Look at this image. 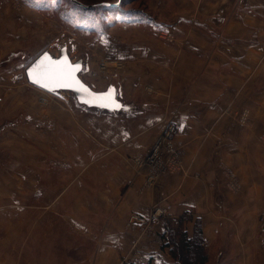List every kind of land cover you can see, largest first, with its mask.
Listing matches in <instances>:
<instances>
[{
	"label": "rangeland",
	"instance_id": "374dc122",
	"mask_svg": "<svg viewBox=\"0 0 264 264\" xmlns=\"http://www.w3.org/2000/svg\"><path fill=\"white\" fill-rule=\"evenodd\" d=\"M76 1L85 7L73 0H0V264H99L113 212L101 209L97 192L114 148L149 172L133 163L163 123L161 101L151 100L146 80L127 81L125 67L143 62L147 49L170 54L168 26L177 10L171 2L157 8L146 0ZM110 3L117 7H104ZM61 46L83 60L84 82L94 90L115 84L130 109L88 108L71 91L30 84L27 65L42 51L59 54ZM263 211L256 225L264 239Z\"/></svg>",
	"mask_w": 264,
	"mask_h": 264
},
{
	"label": "crops",
	"instance_id": "0c3cea01",
	"mask_svg": "<svg viewBox=\"0 0 264 264\" xmlns=\"http://www.w3.org/2000/svg\"><path fill=\"white\" fill-rule=\"evenodd\" d=\"M146 1L157 8L171 2L177 10L168 26L170 54L147 49L143 62H128L126 80L138 77L154 89L163 123L151 144L173 122L181 164L147 184L146 174L114 148V164L97 192L101 209L113 212L99 264L148 256L152 264H179L169 231L182 215L187 238L200 225L204 264H264L256 225L264 208V0ZM157 203L168 214L150 233L127 225L130 213L147 215Z\"/></svg>",
	"mask_w": 264,
	"mask_h": 264
},
{
	"label": "built area",
	"instance_id": "2783aa9c",
	"mask_svg": "<svg viewBox=\"0 0 264 264\" xmlns=\"http://www.w3.org/2000/svg\"><path fill=\"white\" fill-rule=\"evenodd\" d=\"M101 68L105 67L104 62H100ZM247 112L241 114V122H244ZM139 166H146L149 172L145 177L147 184L154 183L157 179L166 173L174 171L181 164V152L179 145L175 140V125L169 122L162 133L153 141L149 149L143 155L135 159ZM230 185L234 186V180L230 177ZM168 214L167 208L162 204H155L147 215H140L137 213H130L127 216V225L130 228H140L144 233H150L153 230V225ZM260 232L264 234V211L260 215ZM167 232H163L161 240H166ZM149 257V258H148ZM146 258H129L123 260V264H152L151 257Z\"/></svg>",
	"mask_w": 264,
	"mask_h": 264
},
{
	"label": "water",
	"instance_id": "95a60500",
	"mask_svg": "<svg viewBox=\"0 0 264 264\" xmlns=\"http://www.w3.org/2000/svg\"><path fill=\"white\" fill-rule=\"evenodd\" d=\"M45 54H47L49 57H51L52 60H61V59H67L68 62L72 65V66H79V70L75 72V79L76 81H78V84H74L73 87L71 88H64V87H55L54 85L52 87H55L54 91H50L47 88L41 87L39 84L37 83H33L32 79L29 78V72L32 71V69L35 68V66L40 62V60L45 56ZM83 67V60L82 59H76V60H72L70 55H69V51L68 48L66 46H61L59 49V54L55 55L53 54L51 51H42L37 57H35L25 68V76L27 81L44 90L47 92H51L54 93L56 91H60V90H68L71 91L76 100L88 107V108H98V109H102V110H106V111H128L130 109L129 105L122 103L119 98H118V87L114 84H109L107 85L106 88H104L103 90H94L92 89L86 82H84L80 76L79 73L81 71ZM86 90V91H85ZM112 92V96L111 99L109 101H107V103H109L108 107H101L99 106L101 103H104L105 101H95L93 102L92 97H99V96H103L108 94L109 92ZM89 101L88 103H85V101ZM117 105H119V107H117Z\"/></svg>",
	"mask_w": 264,
	"mask_h": 264
},
{
	"label": "snow or ice",
	"instance_id": "6c2138e0",
	"mask_svg": "<svg viewBox=\"0 0 264 264\" xmlns=\"http://www.w3.org/2000/svg\"><path fill=\"white\" fill-rule=\"evenodd\" d=\"M79 70V66H72L68 60H52L47 54L40 60L32 71L29 72V78L32 79L33 83L39 84L41 87L47 88L50 91H54L55 87L71 88L74 84L79 82L75 79V72ZM55 87H52V86ZM86 91V90H85ZM112 92L108 94L92 97L93 102L105 101L99 106L108 107L111 99ZM89 101H85L88 103ZM119 107V105H117Z\"/></svg>",
	"mask_w": 264,
	"mask_h": 264
},
{
	"label": "trees",
	"instance_id": "16d2710c",
	"mask_svg": "<svg viewBox=\"0 0 264 264\" xmlns=\"http://www.w3.org/2000/svg\"><path fill=\"white\" fill-rule=\"evenodd\" d=\"M78 3L81 7H85L80 2L73 0ZM124 0H120L119 4ZM104 7L115 9L117 6H113L110 4H104ZM187 220V215H182L179 217L178 221H176L173 230L170 232V241L171 256L176 259L179 264H204L206 260V254L203 252V248L201 246L202 235L199 223H195V231L194 235L191 238H187L185 232L183 231V223ZM171 229V228H170ZM184 250H188L190 254H187L185 258L183 257Z\"/></svg>",
	"mask_w": 264,
	"mask_h": 264
}]
</instances>
